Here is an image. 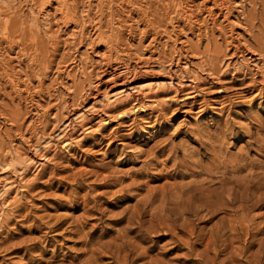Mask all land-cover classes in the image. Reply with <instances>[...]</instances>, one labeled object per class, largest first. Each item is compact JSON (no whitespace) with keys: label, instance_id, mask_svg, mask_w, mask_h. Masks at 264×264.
Listing matches in <instances>:
<instances>
[{"label":"rangeland","instance_id":"1","mask_svg":"<svg viewBox=\"0 0 264 264\" xmlns=\"http://www.w3.org/2000/svg\"><path fill=\"white\" fill-rule=\"evenodd\" d=\"M41 4L0 0V264H86V242L138 228L127 221L147 187L174 183L175 159L214 154L240 167L226 175L237 212L192 218L206 237L189 254L173 221L154 232L158 202L144 236L128 233L134 264H264V0H69L66 27Z\"/></svg>","mask_w":264,"mask_h":264},{"label":"bare ground","instance_id":"2","mask_svg":"<svg viewBox=\"0 0 264 264\" xmlns=\"http://www.w3.org/2000/svg\"><path fill=\"white\" fill-rule=\"evenodd\" d=\"M43 4L42 10L46 9L47 7H49L52 4L56 5V10L60 13L61 15V19L65 18L64 24L65 27L68 26V24L71 22H73V17L71 16V14L69 13L70 8H69V0H41ZM225 5V4H224ZM228 8V7H227ZM226 8V10H227ZM229 9V8H228ZM224 10V9H223ZM44 11V10H43ZM192 17V16H191ZM64 20V19H63ZM192 21V20H191ZM97 29V28H96ZM100 34V33H99ZM97 40L98 42L102 41V37L100 35L97 36ZM212 137V136H211ZM215 140V139H214ZM213 143V142H212ZM204 144V143H203ZM210 145V144H208ZM214 146V145H213ZM205 148V147H204ZM203 148V149H204ZM211 148V147H210ZM217 148V147H214ZM222 148V146H221ZM206 150V149H205ZM217 150V149H216ZM225 151V150H224ZM175 152V151H174ZM218 153V152H217ZM223 153V152H222ZM198 154V153H197ZM207 154V153H206ZM205 154V155H206ZM224 154V153H223ZM193 156V155H192ZM175 157V154H174ZM184 158L179 161V162H175L174 160V166L173 169L174 170L172 174L168 175V178L170 177V179H172L174 181V183L171 184V186H163L162 188L160 187V189L157 188H152L149 189L147 187V192L148 195H146L144 198H142L138 204L136 205V209H135V215L130 217L129 220L127 222H129V224H137L138 228H130V226L124 230V234H122L121 232L118 231V234L116 237H114V240L112 239V241H114L112 244H101V242L97 241L95 244L93 243L92 240L86 242L87 247L90 245L91 247H93L94 245L99 246L100 248L98 249H94V248H89V250H85L86 253H91V257L89 258V261L86 264H101L100 262H102L101 260L103 259V257L101 258H94L97 257L96 255H100L99 253H110L112 256L110 257V259H112V264H114L115 262H120V259L123 258V262L124 264H134L135 263V258H133L132 256H135L138 247L134 246L135 242H130L132 240L129 241L128 240V233H135L137 231L138 236H140L141 234L143 235L145 233V229H144V225L146 224L145 218L148 216L149 212L153 211L155 213H153L150 217L155 218L159 220V223L156 226H153L152 228L154 229V232H159L164 230V222L167 221H173L172 226L169 225L168 230H172L175 233L174 236L175 238L173 239V242L176 244L179 242V244L184 245L185 244V248L188 250L189 254H193V252L195 251V249L197 248V246H201L203 244V242L205 241V235H202L199 231H202V229H199L198 227H196L195 225H192V218H196V220H204L205 218L208 217V220H212L216 217H218L219 215H223L224 217L226 215L229 214V212H237V210L235 211V205L237 204V192H240L238 190H236V185H234V182L227 180L226 176L229 171L228 168L231 167L233 168L232 172H239L240 167L238 166V163L233 164L232 162H229L227 160H223L220 156H217L216 154H214L213 159L211 158V164L210 166H204L203 165V158L205 156L202 155L201 158H194V160H190L187 159V157L184 155ZM227 157V156H226ZM236 157V156H235ZM192 158V157H191ZM168 160V159H167ZM166 160V161H167ZM169 161V160H168ZM156 162V161H155ZM158 164V163H157ZM209 165V164H208ZM240 165V164H239ZM239 170V171H237ZM238 174V173H237ZM219 175V177L217 176ZM232 175V174H231ZM234 176V175H233ZM237 176V175H236ZM231 177V176H230ZM189 178V180H188ZM233 178V177H232ZM240 177L238 176L236 179H239ZM244 179L245 178H241ZM235 180V179H234ZM233 180V181H234ZM184 181V182H183ZM12 182V181H11ZM238 182V180L236 181ZM249 182V181H248ZM1 183V188L2 191L7 192L8 189H10V185L8 186L7 184L5 185L4 183H6V180L2 181L0 180ZM170 183V182H169ZM11 184V183H9ZM241 184V182H240ZM239 184V185H240ZM245 184V183H244ZM238 185V184H237ZM245 186V185H244ZM241 187V186H240ZM243 187V186H242ZM252 187V186H251ZM248 189H250L248 187ZM246 190V189H245ZM1 194V193H0ZM3 194V193H2ZM115 194V193H114ZM255 194V192H254ZM251 194V195H254ZM258 194V193H257ZM244 195V194H243ZM250 196V194H248ZM248 195L246 197H248ZM261 195V194H260ZM255 196V195H254ZM256 197V196H255ZM254 197V198H255ZM259 197V196H258ZM258 197H256V199H258ZM244 198V197H243ZM249 198V197H248ZM261 198V197H260ZM242 199V198H241ZM255 199V200H256ZM240 200V198H239ZM247 200V199H246ZM262 200V199H261ZM245 201V200H244ZM259 201V200H257ZM159 202V205L156 207L155 205ZM243 202V201H242ZM251 202V201H250ZM248 202V203H250ZM245 203V202H244ZM241 204V203H240ZM247 205V204H246ZM246 205H241V209L239 208L238 210L242 211V216H244L245 211H246ZM259 205V204H258ZM154 209H152L151 211H149V208L154 207ZM252 206V205H251ZM254 206V205H253ZM260 206V205H259ZM172 207V208H169ZM239 207V205L237 206ZM248 209V208H247ZM149 211V212H148ZM201 214H204V216L202 218H199V216ZM236 214V213H235ZM235 214H233L235 216ZM176 215V217L174 216ZM232 215V213H231ZM232 215V216H233ZM239 216V215H238ZM241 216V214H240ZM249 217V216H248ZM252 217V215H251ZM250 217V218H251ZM255 217V216H253ZM226 218V217H225ZM237 218V217H236ZM239 218V217H238ZM245 217H243L244 219ZM257 218V217H256ZM235 219V218H234ZM241 219V218H239ZM238 219V221H239ZM221 220V219H220ZM232 221H230V226H231V232L233 234L236 233V235H238L237 238V242L242 243L243 241L241 240V237L243 236V233L241 232V230L235 228L233 225V219H231ZM252 220V219H251ZM152 221V220H151ZM157 221V220H156ZM181 221V225L177 226L176 223ZM206 221V220H205ZM224 222V221H223ZM236 222V221H235ZM240 222V221H239ZM242 222V221H241ZM240 222V224H242ZM250 223V221H248ZM246 222V223H248ZM254 222V220H253ZM252 222V223H253ZM148 223V222H147ZM155 223V221H154ZM201 223V222H200ZM217 223V222H216ZM151 224V223H150ZM217 224H220L219 222ZM238 224V223H237ZM155 225V224H154ZM197 225V224H196ZM236 225V224H235ZM246 226H248V224H245ZM251 224H249L250 226ZM166 226V225H165ZM241 226V225H240ZM244 226V225H243ZM202 227V226H201ZM225 227V226H224ZM237 227V225H236ZM188 228H190L188 230ZM242 228V227H241ZM150 229V227H149ZM148 229V230H149ZM230 229V228H229ZM245 229V226H244ZM247 229V228H246ZM245 229V230H246ZM249 229L251 230V227H249ZM262 229V228H261ZM243 230V229H242ZM264 230V229H263ZM165 231V230H164ZM223 231V230H222ZM222 231H218L216 232L214 229L211 230V236L212 238H215L214 240V244H216L218 242L217 237L219 236V234ZM249 231V230H248ZM248 231L246 233H248ZM262 231V230H261ZM153 232V230H152ZM136 233V234H137ZM151 233V232H149ZM148 233V235H149ZM165 233V232H164ZM245 233V234H246ZM250 233V232H249ZM257 233V232H255ZM254 233V234H255ZM147 234V233H146ZM166 234V233H165ZM210 234V233H209ZM224 234V233H223ZM167 235V234H166ZM171 235V233H170ZM179 235H184L186 236V239L183 240ZM249 235V234H248ZM252 235V234H251ZM260 235V234H259ZM137 236V237H138ZM144 236V235H143ZM173 236V237H174ZM222 237H225V235H220ZM230 244H233L234 242V235H231L230 237ZM229 238L223 239L225 240L224 242H228ZM146 239V238H145ZM195 241H192L194 240ZM247 239V238H246ZM258 239V238H257ZM207 240V239H206ZM249 240V239H248ZM247 240V241H248ZM264 240V239H263ZM120 241L121 244H117V242ZM145 240H142L141 242H144ZM147 241V239H146ZM258 241V240H257ZM211 242V241H210ZM246 242V241H245ZM138 243V242H137ZM254 243V242H253ZM171 244V243H170ZM206 244V243H205ZM229 245H227L225 248H228ZM264 244V243H263ZM138 245V244H137ZM169 245V244H168ZM219 245H223L219 244ZM141 246V245H139ZM233 246V245H232ZM239 246V245H238ZM241 246V245H240ZM246 244L243 246L244 248L242 249V252L240 255L244 254L246 251ZM129 247H131L129 249ZM182 247V246H181ZM209 247V246H208ZM251 247V246H250ZM263 247V246H262ZM130 251V253L124 254L122 252H126V250ZM141 248V247H140ZM143 248V246H142ZM141 248V249H142ZM179 248V246H178ZM210 248V247H209ZM218 248V247H216ZM220 248V247H219ZM242 248V247H240ZM107 251H106V250ZM113 249H115V255L113 256ZM263 249V248H262ZM105 250V251H104ZM234 250V249H233ZM237 250V249H236ZM260 250V249H259ZM143 252V251H142ZM204 252V251H203ZM225 250L219 251V252H215L216 253V257L221 256L222 254H224ZM238 252V251H237ZM256 252V251H255ZM258 252V251H257ZM256 252V253H257ZM150 253V248L146 249V252L144 253L147 257L148 254ZM205 253V252H204ZM213 253V252H212ZM234 253V252H233ZM249 253V252H248ZM255 253V255H256ZM259 253V252H258ZM141 254V253H140ZM198 254V253H197ZM196 254V256H197ZM210 254V253H209ZM208 254V255H209ZM138 255V254H137ZM195 255V254H194ZM213 255V254H212ZM239 255V254H238ZM199 256V255H198ZM200 256H202L200 254ZM214 256V255H213ZM230 256V255H229ZM244 256V255H243ZM249 256V255H248ZM259 256V255H257ZM109 257V256H108ZM132 257V258H131ZM245 257V256H244ZM254 257V256H253ZM146 258V257H145ZM213 258V257H212ZM250 258V256H249ZM252 258V257H251ZM259 258V257H258ZM137 259V257H136ZM151 259V258H150ZM195 259V258H193ZM243 259V258H242ZM241 259V260H242ZM248 259V258H246ZM257 259V258H256ZM199 260V259H198ZM252 260V259H251ZM92 261V262H91ZM152 261H155L152 259ZM217 261V260H216ZM257 261V260H256ZM205 262V261H204ZM222 262V261H221ZM247 262V261H245ZM261 262V261H259ZM258 262V263H259ZM108 263V262H107ZM146 263V262H145ZM152 263V262H150ZM155 263V262H154ZM202 263V262H201ZM235 263V262H234ZM249 263V262H248ZM257 263V262H256ZM72 264V263H71ZM119 264V263H118ZM149 264V263H147ZM252 264V263H251Z\"/></svg>","mask_w":264,"mask_h":264}]
</instances>
